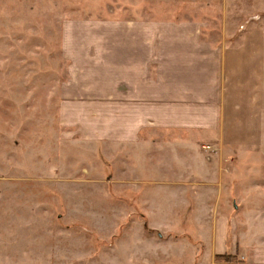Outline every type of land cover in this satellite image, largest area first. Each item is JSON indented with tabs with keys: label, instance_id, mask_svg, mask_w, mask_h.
<instances>
[{
	"label": "rangeland",
	"instance_id": "1",
	"mask_svg": "<svg viewBox=\"0 0 264 264\" xmlns=\"http://www.w3.org/2000/svg\"><path fill=\"white\" fill-rule=\"evenodd\" d=\"M144 18L233 40L264 30V0H0V264H200L195 219L209 209L134 183L138 144L118 152L61 116L85 74L71 51L98 39L100 24ZM261 129L254 164L264 168V113ZM201 149L206 163L217 147ZM148 152L157 164L166 153Z\"/></svg>",
	"mask_w": 264,
	"mask_h": 264
},
{
	"label": "crops",
	"instance_id": "2",
	"mask_svg": "<svg viewBox=\"0 0 264 264\" xmlns=\"http://www.w3.org/2000/svg\"><path fill=\"white\" fill-rule=\"evenodd\" d=\"M96 29L98 39L69 55L85 74L71 92L77 99L61 107L63 122L118 152L138 144L130 152L134 183L209 209V218L195 219L200 264H223L221 254L264 264V168L254 164L263 140L264 30L214 41L201 38L195 22L144 18ZM203 141L217 147L206 163ZM154 146L166 151L161 164L148 152Z\"/></svg>",
	"mask_w": 264,
	"mask_h": 264
},
{
	"label": "trees",
	"instance_id": "3",
	"mask_svg": "<svg viewBox=\"0 0 264 264\" xmlns=\"http://www.w3.org/2000/svg\"><path fill=\"white\" fill-rule=\"evenodd\" d=\"M215 258L223 264H231L236 260V257L230 254L216 255Z\"/></svg>",
	"mask_w": 264,
	"mask_h": 264
},
{
	"label": "built area",
	"instance_id": "4",
	"mask_svg": "<svg viewBox=\"0 0 264 264\" xmlns=\"http://www.w3.org/2000/svg\"><path fill=\"white\" fill-rule=\"evenodd\" d=\"M202 148L203 149H205V150H207V151H209L212 147L209 145V144H204L203 146H202ZM235 264H240V263H235Z\"/></svg>",
	"mask_w": 264,
	"mask_h": 264
}]
</instances>
